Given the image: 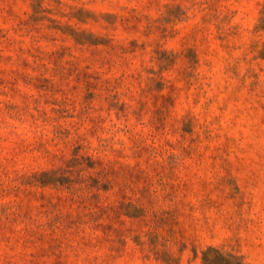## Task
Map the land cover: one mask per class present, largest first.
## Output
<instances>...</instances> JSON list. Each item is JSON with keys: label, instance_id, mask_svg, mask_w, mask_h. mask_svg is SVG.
Listing matches in <instances>:
<instances>
[{"label": "rangeland", "instance_id": "374dc122", "mask_svg": "<svg viewBox=\"0 0 264 264\" xmlns=\"http://www.w3.org/2000/svg\"><path fill=\"white\" fill-rule=\"evenodd\" d=\"M132 3L138 7H125ZM145 63L156 67L146 69ZM168 72L185 85L179 92L169 85L175 98L153 99L149 121L153 132L161 131L168 106L177 101L198 110L182 125V139L192 135L197 116L207 123L200 136L188 141V149H180L188 163L178 169L176 158L169 156L166 170L153 168L151 179L167 189L162 199L179 197L180 206L189 196L202 195L201 207L209 208V214H202L205 225L231 221L235 226L238 235L230 246L234 251L229 252H239L244 264H264L262 0H0V200L19 199L20 191L11 187L18 180L16 170L23 171L50 144L44 139L47 125L82 115L75 111L76 99L69 100L81 86L84 94L79 99L87 102L95 95L89 88L97 87L103 77L105 85L139 88L142 76L163 78ZM163 89V80L158 79L151 87L141 88V95ZM108 107L115 109L117 121L118 114L125 112L123 103ZM143 108L141 104L137 117ZM201 137L207 141L202 142L203 151L192 148ZM165 146L172 147L169 141ZM226 157L231 158L227 166L218 165ZM6 160L16 165L11 172ZM142 194L150 195V189ZM33 199L40 209L45 207L40 202L43 197ZM30 205L31 201L26 205L29 211ZM16 208V213H10L9 207L0 205V245L21 232L25 235L18 236L17 243L23 241V249L29 234L17 221L22 224L28 219L29 211L21 214V204ZM177 213L179 208L174 207L167 214ZM209 247L223 249L213 243L193 244L189 249L192 264H202V253ZM58 248L59 244L50 243L46 250L27 253L26 264H38L49 253L55 257L53 264H68L62 252L54 251ZM158 259L161 264L168 262L167 256Z\"/></svg>", "mask_w": 264, "mask_h": 264}, {"label": "clouds", "instance_id": "9594fccd", "mask_svg": "<svg viewBox=\"0 0 264 264\" xmlns=\"http://www.w3.org/2000/svg\"><path fill=\"white\" fill-rule=\"evenodd\" d=\"M125 7L138 5L132 3ZM154 67L155 64L145 63L146 69ZM104 79L106 77L94 89L89 88L95 93L92 100L80 101L79 97L84 94L82 86L78 94L69 97V100L76 99L75 111L82 115L49 123L44 129V139L50 144H45L35 161L23 171L16 170L18 180L11 187L13 191L19 190L21 195L18 200L11 197L0 200V205L9 207L10 213H16V205L21 204L19 212L22 214L29 211L26 205L31 201L29 218L22 224L17 221L29 234L28 243L22 249L20 243L23 241L17 243V237L25 233L14 234L0 245V264H26L27 253L46 250L50 243L59 244L54 251L62 252L68 264H161L158 258L163 256L168 257L167 264H192L189 249L193 244L203 247L213 243L223 246L224 252L234 251L230 246L235 244L238 235L235 226L231 221L218 226L205 225L202 214H209V208L201 207L202 195L195 199L189 196L180 206L179 197L162 199L167 189L162 190L151 179L153 168L159 170L164 166L166 170L169 156L176 158L178 169L188 163L180 149H188V141L200 136L204 131L202 125L206 126V120L197 116L192 135L182 139V125L198 110L179 101L168 106L160 132H153L149 124L153 99L167 95L175 98L176 93L169 92V85L179 92L185 85L184 80L176 77L174 72L165 73L163 78L158 74L150 79L142 76L138 88L127 84L120 87L105 85ZM158 79L163 80V91L153 90L141 95V88L151 87ZM53 82H56L55 78ZM192 86L196 87V78ZM114 95L116 100H113ZM109 103L125 105V112L118 114V121L113 115L115 109L109 110ZM141 104L144 108L137 117ZM68 112L73 113V108L68 107ZM101 120L104 122L100 123ZM7 132L6 128V135ZM165 141L172 147L165 146ZM202 142L207 143L201 137L191 147L203 151ZM77 147L79 150L73 153L72 149ZM145 148L148 151H142ZM230 159H221L218 165L225 164L226 167V160ZM5 167L11 172L16 165L6 160ZM138 175L139 180L136 179ZM146 178L150 184L146 183ZM5 185L7 188V181ZM145 188L150 189V195L142 194ZM34 197H43L40 200L45 205L43 209ZM174 207L179 208V213L169 216L167 213ZM190 207L192 212H189ZM182 245L188 247L182 248ZM54 259L49 253L38 264H53Z\"/></svg>", "mask_w": 264, "mask_h": 264}, {"label": "trees", "instance_id": "16d2710c", "mask_svg": "<svg viewBox=\"0 0 264 264\" xmlns=\"http://www.w3.org/2000/svg\"><path fill=\"white\" fill-rule=\"evenodd\" d=\"M202 264H244V262L242 257L235 253L209 247L202 253Z\"/></svg>", "mask_w": 264, "mask_h": 264}]
</instances>
